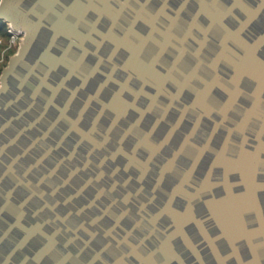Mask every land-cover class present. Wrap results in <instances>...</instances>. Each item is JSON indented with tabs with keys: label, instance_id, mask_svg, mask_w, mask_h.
Listing matches in <instances>:
<instances>
[{
	"label": "water",
	"instance_id": "1",
	"mask_svg": "<svg viewBox=\"0 0 264 264\" xmlns=\"http://www.w3.org/2000/svg\"><path fill=\"white\" fill-rule=\"evenodd\" d=\"M0 19V264H264V0Z\"/></svg>",
	"mask_w": 264,
	"mask_h": 264
},
{
	"label": "built area",
	"instance_id": "2",
	"mask_svg": "<svg viewBox=\"0 0 264 264\" xmlns=\"http://www.w3.org/2000/svg\"><path fill=\"white\" fill-rule=\"evenodd\" d=\"M7 32L9 33L7 39L0 35V63L4 60V55L6 56L7 52L11 50L12 46L15 43H19L22 36V32L20 30H15L8 23Z\"/></svg>",
	"mask_w": 264,
	"mask_h": 264
},
{
	"label": "trees",
	"instance_id": "3",
	"mask_svg": "<svg viewBox=\"0 0 264 264\" xmlns=\"http://www.w3.org/2000/svg\"><path fill=\"white\" fill-rule=\"evenodd\" d=\"M0 35L3 36L5 39H7L9 36V33L7 32V23L1 19H0Z\"/></svg>",
	"mask_w": 264,
	"mask_h": 264
},
{
	"label": "rangeland",
	"instance_id": "4",
	"mask_svg": "<svg viewBox=\"0 0 264 264\" xmlns=\"http://www.w3.org/2000/svg\"><path fill=\"white\" fill-rule=\"evenodd\" d=\"M17 45H18V44L15 43V44L12 46L11 50L7 52L6 56L4 55V60L0 63V69H1L2 65L6 62L8 56L12 53V51L14 52V51L16 50Z\"/></svg>",
	"mask_w": 264,
	"mask_h": 264
}]
</instances>
